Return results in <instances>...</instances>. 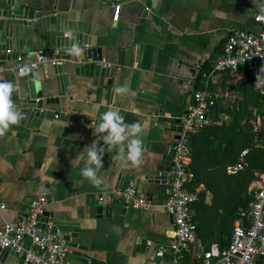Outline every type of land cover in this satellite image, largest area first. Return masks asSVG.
I'll return each mask as SVG.
<instances>
[{
    "label": "crops",
    "instance_id": "crops-1",
    "mask_svg": "<svg viewBox=\"0 0 264 264\" xmlns=\"http://www.w3.org/2000/svg\"><path fill=\"white\" fill-rule=\"evenodd\" d=\"M13 1L47 16L74 14L73 22L87 25V47L96 55L82 65L98 62L96 69L81 72L60 56L55 36L50 40L37 18L10 20L11 48L0 59L15 67L19 58L34 63L44 51L49 63L3 75L22 118L0 134V202L6 203L0 223L19 220L34 198L46 194L44 220L63 230L73 263L173 264L169 252L158 253L175 237L165 204L178 125L195 103L197 76L206 64H216L228 34L262 30L255 21L259 8L253 0ZM117 4L121 9L114 21ZM6 8L7 1L0 0V11ZM24 21L33 24L24 26ZM54 60L62 64L54 66ZM242 77L224 75L210 89L219 100L221 91L233 82L238 85ZM120 87L127 91L118 93ZM109 110L118 111L125 125H140L144 150L141 162L127 168L121 167L117 150L106 151L98 172L102 182L96 186L80 175L83 162L73 161L98 139L92 125ZM132 183L150 195L148 209L112 199L116 189ZM216 237L214 232L204 242L199 234L193 253L221 249ZM0 264L29 263L0 250Z\"/></svg>",
    "mask_w": 264,
    "mask_h": 264
},
{
    "label": "built area",
    "instance_id": "built-area-1",
    "mask_svg": "<svg viewBox=\"0 0 264 264\" xmlns=\"http://www.w3.org/2000/svg\"><path fill=\"white\" fill-rule=\"evenodd\" d=\"M115 7L114 21H118L121 4ZM255 21L262 26L258 33L236 29L228 34L214 69L204 75V88L196 89L195 103L178 125V139L167 175L165 204L175 222V237L167 249L158 253L163 256L169 252L173 264H261L264 260V171L257 174V179L250 187L252 200L242 209L230 244L216 252L204 251L201 255L193 253V246L198 241L194 207L204 186L191 188L195 180V173L191 168V138L215 123L213 115L218 100L210 89L211 83L220 81L224 75L237 79L248 74L256 81L258 75L264 74V9L259 8ZM45 63L49 61L44 51L38 53L34 63L26 64L19 58L15 67L7 66L0 59V83L8 71L16 69L19 73H25L39 69ZM51 63L60 66L62 61L54 60ZM228 119L227 115H222L220 123ZM253 126L256 132L259 131L263 126V119L257 117ZM247 154L248 150H244L238 161L227 165L226 173L229 176H237L249 166ZM111 196L134 209L146 210L151 206L150 195L134 183L116 189ZM47 206V195L42 194L32 200L19 220L1 222L0 250L13 253L29 264H76L69 259L71 249L63 230L53 222L44 220ZM5 207L6 203L0 202V210ZM147 244L151 246L152 242Z\"/></svg>",
    "mask_w": 264,
    "mask_h": 264
},
{
    "label": "trees",
    "instance_id": "trees-1",
    "mask_svg": "<svg viewBox=\"0 0 264 264\" xmlns=\"http://www.w3.org/2000/svg\"><path fill=\"white\" fill-rule=\"evenodd\" d=\"M214 66L206 64L202 68L196 79L197 89L203 88L199 84L205 82L204 75L211 72ZM254 84L255 79L244 74L239 83L244 97L237 109L226 110L229 120L220 123V113L225 108L218 100L213 115L215 123L191 138V168L195 173L191 188L202 184L205 186L194 207L198 235L205 242L215 232V239L221 249L230 244L234 222L252 200L250 187L257 179V174L264 171V121L257 132L253 126L256 119L253 108L259 109L257 112L264 115V94ZM244 150H248L246 159L249 166L239 175L229 176L226 173L227 165L238 161ZM207 192L212 193L211 202L207 201Z\"/></svg>",
    "mask_w": 264,
    "mask_h": 264
},
{
    "label": "clouds",
    "instance_id": "clouds-1",
    "mask_svg": "<svg viewBox=\"0 0 264 264\" xmlns=\"http://www.w3.org/2000/svg\"><path fill=\"white\" fill-rule=\"evenodd\" d=\"M253 4L264 9V0H253ZM73 54H81V49L74 46L69 49ZM254 87L264 94V74L256 77ZM13 87L10 83H0V134L8 129L10 125L18 124L22 118L20 112L16 111L11 100ZM118 93L127 91L126 87L117 88ZM124 117L118 112L109 110L104 112L99 122L92 125L93 134L98 137L90 146H87L83 153L77 155L73 163L79 165L83 162L80 175L91 184L99 186L101 178L98 175L102 167V160L105 152L117 150V159L121 161V167L127 168L129 164L135 166L141 162L144 150L143 141L139 138L140 125L133 123L125 125Z\"/></svg>",
    "mask_w": 264,
    "mask_h": 264
},
{
    "label": "water",
    "instance_id": "water-1",
    "mask_svg": "<svg viewBox=\"0 0 264 264\" xmlns=\"http://www.w3.org/2000/svg\"><path fill=\"white\" fill-rule=\"evenodd\" d=\"M7 8L3 11H0V53L3 50H10L11 48V40L14 24L11 23V19H24L33 21L35 18L42 24L43 29L47 32L46 36L49 37L50 40L55 36L56 44L55 46L60 50V56H62L65 60L74 64L77 68H80L81 72H86V69L94 70L97 68L96 63L97 59H94L93 63L90 65L89 63L83 67V63L96 58L94 55V51L87 47L88 38L87 34V25H83L82 23L73 22L75 19L74 14H60V15H51L47 16L42 11H35L30 8H25L24 5H20L13 0H6ZM8 18V22L5 19ZM32 22L24 21V26H32ZM20 26L17 27V30L20 32ZM54 33V35H53ZM74 46L80 48L81 54L76 55L69 51V49ZM62 73L58 71V74ZM59 79V78H58ZM159 179L166 180L165 176H158ZM109 196L105 195V203L109 204ZM2 254L8 253L7 251H1ZM261 264H264V260Z\"/></svg>",
    "mask_w": 264,
    "mask_h": 264
},
{
    "label": "rangeland",
    "instance_id": "rangeland-1",
    "mask_svg": "<svg viewBox=\"0 0 264 264\" xmlns=\"http://www.w3.org/2000/svg\"><path fill=\"white\" fill-rule=\"evenodd\" d=\"M236 81V80H235ZM235 82L231 83V87H227L226 89H224L222 92V97L223 98H219V103L221 106H224V110L220 113V118L228 114H226V110L230 109H237L239 107V104L241 102V100L243 99L244 95H243V91H241L239 89V84L238 85H234ZM221 95V93H220ZM252 109V108H251ZM255 110V116L257 117H261L264 121V115L260 114L257 112V110L259 111V109L257 108H253ZM223 112L226 114H223ZM229 116V115H228ZM255 120V119H254Z\"/></svg>",
    "mask_w": 264,
    "mask_h": 264
}]
</instances>
